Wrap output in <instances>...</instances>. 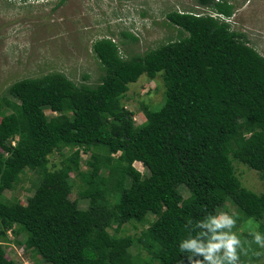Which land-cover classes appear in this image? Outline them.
<instances>
[{
  "label": "trees",
  "instance_id": "obj_1",
  "mask_svg": "<svg viewBox=\"0 0 264 264\" xmlns=\"http://www.w3.org/2000/svg\"><path fill=\"white\" fill-rule=\"evenodd\" d=\"M195 1L224 20L173 11L167 19L180 39L143 55L126 58L112 38L97 41L104 75L96 86L55 72L17 81L0 97V264H16L5 253L9 231L25 235L16 243L44 264L205 261L180 243L206 233L207 244L212 233L200 225L227 201L239 221L264 234V193L243 187L235 169L237 162L264 173V55L225 21L235 14L228 0ZM143 76L162 78L164 101L146 106V121L137 125L122 101ZM47 110L57 115L48 118ZM66 149L74 152L50 169V156ZM83 153H91L87 171ZM29 172L38 182L24 205L5 194ZM131 223L141 232L121 235ZM239 239V264H264L253 233Z\"/></svg>",
  "mask_w": 264,
  "mask_h": 264
},
{
  "label": "rangeland",
  "instance_id": "obj_2",
  "mask_svg": "<svg viewBox=\"0 0 264 264\" xmlns=\"http://www.w3.org/2000/svg\"><path fill=\"white\" fill-rule=\"evenodd\" d=\"M228 1L235 7V14L229 21L232 29L244 33L250 45L264 55V0ZM60 3L61 0H0V97L7 95L17 81L55 72L64 73L77 84L96 86L104 75L102 65L93 52L97 41L112 38L126 58L143 55L164 43L180 39V28L167 19L169 13H204L195 0H66L62 5ZM124 33H130L138 41L128 39L123 36ZM164 91L160 76L155 80L143 76L130 85L122 105L134 113L136 124L141 125L146 121L144 108L161 104ZM46 115L50 118L57 113L47 110ZM72 152L66 149L64 155L52 154L49 168L62 167ZM90 156L91 153L82 154L83 171L89 170L86 163ZM134 167L143 176L149 174L140 162H136ZM235 169L243 187L258 194L264 193V173L237 162ZM37 182L38 176L29 172L15 191H8L5 195L14 196L26 205L28 198L34 194ZM182 193L189 197L185 188H182ZM70 198L73 201L79 198L77 188ZM80 207L87 209L88 204L81 202ZM221 213H227L236 221L230 230L222 231H230L238 238L245 233L258 232L256 225L249 228L235 217L237 207L231 201L218 209V216ZM149 220H155V216L150 215ZM136 225L137 229L133 223L125 225L121 235L139 234L143 227L139 223ZM8 239L4 247L9 260L16 264H44L40 256L16 243H23L25 235L16 237L9 231ZM262 251L264 262V248ZM133 252L137 253L136 250Z\"/></svg>",
  "mask_w": 264,
  "mask_h": 264
},
{
  "label": "clouds",
  "instance_id": "obj_3",
  "mask_svg": "<svg viewBox=\"0 0 264 264\" xmlns=\"http://www.w3.org/2000/svg\"><path fill=\"white\" fill-rule=\"evenodd\" d=\"M219 2V0H218ZM203 9L204 12L211 14L213 17L224 20V17L217 12H211L210 9ZM204 14V13H203ZM234 16V15H233ZM231 18H226L225 21L230 23ZM236 221L227 213H221L219 216L209 217L206 223H202L200 227L207 228L211 231L212 236L207 244L203 243L201 238L206 237V233H200L197 238H188L180 243V250H193L194 253L203 254L206 262L210 264H239V256L237 248L241 247L240 239L230 231H218L222 229H231ZM254 242L261 248H264V234L260 232L253 233ZM221 250H223L222 254ZM242 250V249H241ZM190 264H205V261H192L189 257Z\"/></svg>",
  "mask_w": 264,
  "mask_h": 264
}]
</instances>
